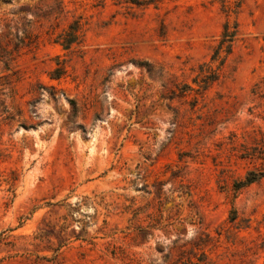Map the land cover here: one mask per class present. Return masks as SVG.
Returning a JSON list of instances; mask_svg holds the SVG:
<instances>
[{
  "label": "rangeland",
  "instance_id": "1",
  "mask_svg": "<svg viewBox=\"0 0 264 264\" xmlns=\"http://www.w3.org/2000/svg\"><path fill=\"white\" fill-rule=\"evenodd\" d=\"M0 264H264V0H0Z\"/></svg>",
  "mask_w": 264,
  "mask_h": 264
},
{
  "label": "trees",
  "instance_id": "2",
  "mask_svg": "<svg viewBox=\"0 0 264 264\" xmlns=\"http://www.w3.org/2000/svg\"><path fill=\"white\" fill-rule=\"evenodd\" d=\"M260 175H263V173L257 174L254 172H250L244 181H241L240 183H238V186H244V185H248L250 183H253L259 179Z\"/></svg>",
  "mask_w": 264,
  "mask_h": 264
}]
</instances>
